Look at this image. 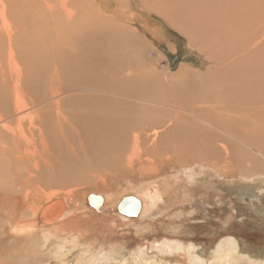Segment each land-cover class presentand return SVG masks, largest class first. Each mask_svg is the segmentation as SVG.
I'll return each mask as SVG.
<instances>
[{"label":"rangeland","instance_id":"rangeland-1","mask_svg":"<svg viewBox=\"0 0 264 264\" xmlns=\"http://www.w3.org/2000/svg\"><path fill=\"white\" fill-rule=\"evenodd\" d=\"M30 1L34 0H4L10 11L15 13L13 23L10 24L15 28L12 31V43L14 48H19L16 53L18 60L25 51L23 47L33 41L41 44L39 42L51 40L50 60L57 68L59 60H64L58 58L61 53L77 59L79 56L95 53L99 58L100 84L106 88L111 85L116 89H124L120 91L131 92L134 96L165 102H191L194 107L202 109L214 119L220 117L226 123L228 119L236 136L264 149V118L222 105L233 101V89L230 88L238 86L237 81L254 83L250 72L264 65V0H72L68 7L75 15L68 22L62 15L57 0H49L55 5L51 19L49 14L40 15V10L32 16L36 1ZM37 2L39 5L42 3L40 0ZM42 5V9L46 11L43 3ZM135 12L143 15L150 24L154 22L153 19L160 22L162 30V26L166 30V34L163 31L165 36L159 40L150 37L142 29L141 23L134 20ZM4 43L2 47L7 51L6 41ZM82 51L87 55H79ZM86 90H76L79 92L76 94L72 92L65 97L63 103L69 104V108L74 103L81 102L82 98H91L95 103L105 104L113 100L121 102L122 106L126 104L123 107L119 105L126 110H120L118 118H127L128 129L131 123L134 125L128 131L130 134H127V145L122 156L124 159L129 154L131 161H123L116 169L112 166L103 170L98 167L81 172V180L76 178L81 182L75 186L79 190V196L72 192L73 199L81 200L83 194L101 191L102 184L93 177L98 174L99 178L108 176L107 182L111 188L123 186L113 197L139 196L143 190L157 186L159 191L165 189L162 192L164 201L142 216L140 222H149L151 226L154 224L156 233L168 236H172L171 230H176L173 228L177 227L184 232L183 236L196 240L198 246L193 254L197 253L202 257L211 242L217 240L218 243L222 237L230 235L237 241L239 255L264 260V189L260 186L257 188L252 181L237 182L248 171H254V175L264 173L262 157L232 136L215 134L214 131L200 135L192 128L178 127L183 123L180 119L188 114L182 110L174 113L170 107L165 109L159 106L165 112L163 114H168L173 119L166 122L168 125L163 123L160 129L158 127V132L153 134L152 120L158 117L155 110L146 108L144 103L143 110L134 107V101L128 100L133 98L126 95L120 97L114 92L110 95ZM204 96L210 101L199 105L197 101L203 100ZM127 109H134L132 116ZM72 111L71 113H87ZM134 117H137L136 121ZM134 134L135 139L132 138ZM221 143H227L230 152L227 150L225 153L220 147ZM159 144L162 149L159 146L158 150L155 146ZM258 163L262 165L261 173ZM194 164L212 168L216 172L215 176L204 171L198 173L194 180L192 177L189 179L187 175L192 170L188 168ZM220 164L223 166L220 167ZM223 168H226L225 172ZM126 184L133 187L131 191L130 188L126 189ZM129 229L130 226H123L117 234L124 233L129 243L133 239L139 240ZM149 238V241L144 242L155 247L152 235ZM148 251L147 259L151 261L150 264H169L172 258L155 248ZM137 254L133 249L130 254L123 256L128 261H122L123 257H119L109 264H136L133 263V258ZM74 255L75 253L69 255L68 262L74 259ZM51 262L54 264V261Z\"/></svg>","mask_w":264,"mask_h":264},{"label":"bare ground","instance_id":"bare-ground-1","mask_svg":"<svg viewBox=\"0 0 264 264\" xmlns=\"http://www.w3.org/2000/svg\"><path fill=\"white\" fill-rule=\"evenodd\" d=\"M34 1H36V7H34L35 12L31 14L32 16L40 10V15L49 14L50 19L53 17L55 6L52 4L53 1L40 0L46 11L42 9V3L39 5L37 0ZM70 1L72 0H57L66 22L75 15L68 7ZM13 14H15L14 11H10L4 0H0V252L3 253L0 255V264H52L51 261H54V264H109L115 258L130 254L133 249L138 253L133 258V263L150 264L151 261H148L147 255L148 250L152 248L159 250L162 254L172 256L169 264L171 262L264 264V260H258L245 254L239 255L237 241L233 236L225 235L218 243H216L217 240L210 241L211 245L203 252L202 257L197 253L193 254L198 246L196 240L183 236L184 232L177 227L173 228L176 230H171L173 235L168 236L156 233L154 224L151 226L145 221L141 223L142 216L159 207L164 201L162 192L165 189L159 191L157 186L143 190L139 196L113 197V194L115 195L123 186L111 188L107 182L108 176L99 178V174L97 176L95 173L96 176L93 177L102 184L101 191L83 194L81 200L73 199L72 192L79 196V190L75 186L81 182L77 180L81 172L98 167L102 170L110 166L116 169L124 163L123 161L130 163L129 154L123 157L124 159L122 156L125 152V145H127V134H130L128 131L134 125L132 126L131 120L128 129L127 118H118V112L126 110L121 108L126 106V104L122 106L121 102L112 100L102 104L92 102L91 98L88 100L82 98L81 102L74 103L68 108L69 104L65 105L63 101L72 92L76 94V92L79 93L78 91L89 89L110 95L114 92L120 97L126 95L133 98L128 100L134 101L133 106L141 110L145 107L142 104L144 103L146 108L155 110L158 116L152 120L153 134L158 132V127L160 129L163 123L173 119L160 110L162 107L165 109L170 107L174 113L182 110L188 114L180 119L183 122L180 126L178 125L180 128H192L200 135L207 131L210 133L214 131L215 134L232 136L262 159H264V149L258 148L253 144L254 142L248 143L236 136L228 119L227 123L223 122L220 117L214 119L206 115L202 109L194 107L191 102H173L172 100L165 102L150 97L134 96L131 92L120 91L124 89H116L111 85L110 88H106L100 84L99 58L95 53L87 55L82 51L79 55L86 54L87 56H79V59L61 53L58 58L64 60H59L57 68L50 60L51 40L39 42L41 44L33 41L23 47L25 51H23L22 58L18 60L16 53L19 48H14L12 43V31L15 28H12L10 23H13ZM133 16L135 21L141 23L142 29L150 37L159 40L163 36L160 25L154 22L148 23V20H145L140 13L135 12ZM4 40L7 44V51L5 47H2L5 44ZM89 53L92 52L89 51ZM262 62L264 64V61ZM250 75L254 83L247 80L237 81L238 86L230 88L233 89L231 95L232 99L234 95L233 101L222 105L226 108L235 107L234 110L239 112H250L264 118V65L250 72ZM113 82L112 80L111 83ZM207 101L210 100L204 96L203 100L197 103L207 104ZM116 106L118 108H115ZM72 110L87 113H71ZM129 111H127L128 114L132 116L134 109ZM137 117H134L135 121ZM176 117L178 119V116ZM145 119L142 118V120ZM135 137V134L132 135V138L135 139ZM159 146L161 147L160 144L155 147ZM220 147L223 151L225 150V153L229 151L227 143H221ZM221 149L220 154H222ZM223 165L220 164V167ZM204 166L194 164L193 167H189L188 169L192 170L188 172L189 179L192 177L194 180L198 173H204V171L213 175L216 173L212 168ZM260 167L261 173L264 165L263 169L262 165ZM223 169L225 172L226 168ZM247 173L238 178L237 182L252 181L257 188L260 186L264 189L263 172L260 175H254V171ZM129 188L131 191L133 187L126 184V189ZM127 197L138 200L137 210L132 201L126 200L123 202L124 210H120L119 205ZM123 226H130L129 230L132 235L139 240L133 239V242L129 243L124 233L117 234ZM151 235L156 243L155 247L144 242V240L149 241ZM73 253L75 257L69 263L67 259ZM122 261L128 260L123 257Z\"/></svg>","mask_w":264,"mask_h":264},{"label":"water","instance_id":"water-1","mask_svg":"<svg viewBox=\"0 0 264 264\" xmlns=\"http://www.w3.org/2000/svg\"><path fill=\"white\" fill-rule=\"evenodd\" d=\"M125 200L126 201H132V203L134 204V208H135V210H137V208H138V206H139V202H138V200L137 199H135V198H133V197H127V198H125L122 202H121V204L119 205V208H120V210H124V205H123V202H125ZM131 207H132V204H131ZM132 210L133 211H135L133 208H132Z\"/></svg>","mask_w":264,"mask_h":264},{"label":"crops","instance_id":"crops-1","mask_svg":"<svg viewBox=\"0 0 264 264\" xmlns=\"http://www.w3.org/2000/svg\"><path fill=\"white\" fill-rule=\"evenodd\" d=\"M149 19H150V18H149ZM151 20H152V19H151ZM153 21H154V22H156V23H158L160 26L162 25L160 22H157V21H156V20H154V19H153ZM162 27H163V31H164V32H165V34H166V30L164 29V26H162ZM165 34L163 33V36H165Z\"/></svg>","mask_w":264,"mask_h":264}]
</instances>
